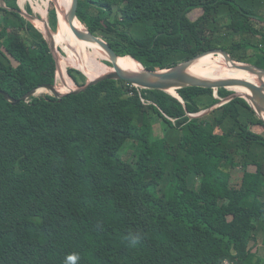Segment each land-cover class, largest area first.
Returning <instances> with one entry per match:
<instances>
[{
    "label": "trees",
    "instance_id": "16d2710c",
    "mask_svg": "<svg viewBox=\"0 0 264 264\" xmlns=\"http://www.w3.org/2000/svg\"><path fill=\"white\" fill-rule=\"evenodd\" d=\"M17 1L0 5V89L15 99L56 73ZM78 16L132 68L218 47L264 68V0H79ZM47 19L55 30L54 5ZM58 74L64 90L68 74L86 80L72 67ZM231 92L186 86L181 101L104 79L61 98L0 93V264H246L264 234V121L244 97L222 102Z\"/></svg>",
    "mask_w": 264,
    "mask_h": 264
},
{
    "label": "water",
    "instance_id": "95a60500",
    "mask_svg": "<svg viewBox=\"0 0 264 264\" xmlns=\"http://www.w3.org/2000/svg\"><path fill=\"white\" fill-rule=\"evenodd\" d=\"M55 3V9L57 12V28L59 24V14L62 13L64 15L65 21L68 23V26L70 27V31L72 32L73 36L77 40H84L85 42L101 45L106 53L108 61L112 67V70L106 73H103L98 76L89 75L86 71L82 70L81 68L75 66L76 69H78L86 78L85 82L81 85H77L76 88L70 89L68 91H63V93H59L57 89H55V83H46L42 84L34 89L29 90L27 93L22 95L19 99H15L12 96H10L7 92L0 89V93L9 101L12 103H16L20 100H25L26 98L36 95V91L39 88H44L47 90L48 94H52L55 97L61 98L67 94L70 93H78L81 91L86 90L89 86L96 84L97 82L104 80V79H115V80H123L127 83L139 87V88H145V89H159L163 91H167L171 93V90L175 93H171L172 95L179 98L181 101L179 94L177 93V89L186 87V86H199V87H209L212 88L214 91H216L219 88H226L231 90L233 86H244L250 90V94L248 95H241L236 93L235 91H232L227 97L222 99V102H226L236 96L244 97L251 105V107L255 110L257 113L258 110L264 109V68L256 66L251 63L246 62H237L235 61L228 51L222 48H212L203 52H200L196 54L195 56L188 58L186 60L180 61L176 63L175 65L171 67L166 68H159V69H147L143 67L137 60V62L141 65L140 69L136 70H126L118 67L115 63V58H117L119 55H117L114 48L107 42L105 39L101 38L100 36L94 35L90 31L86 29V35L81 36L79 35L77 31L76 22H80L79 20V0H73V6L71 9V12L68 14L64 12L62 7L54 0ZM1 6H6L4 0H0ZM17 11L24 16L26 19H28L30 22L34 24L35 19L37 18L33 13H30L24 9H22L20 6L17 9ZM46 26L43 30V36L47 41V44L49 46V49L51 50L53 57L55 59L56 64V71L59 69V49L53 41V35H52V29L49 26V23L47 19L45 20ZM48 36V38L45 37V34ZM75 40V39H74ZM73 46L75 48V52H78V46L79 43L75 40V43H73ZM222 52L225 55H227L233 64L237 66V68L241 71L248 72L250 74H254L256 76L255 80L250 79H241V78H229V79H204L200 76L193 75L187 71V68L191 64L192 61H194L196 58L203 56L208 53H219ZM131 57V56H130ZM135 60V59H134ZM254 104V105H253ZM211 109V108H209ZM209 109L204 110L201 113L197 114H190L191 116H197L200 114H203L207 112ZM258 115V114H257ZM260 119L264 121V119L258 115Z\"/></svg>",
    "mask_w": 264,
    "mask_h": 264
},
{
    "label": "bare ground",
    "instance_id": "6f19581e",
    "mask_svg": "<svg viewBox=\"0 0 264 264\" xmlns=\"http://www.w3.org/2000/svg\"><path fill=\"white\" fill-rule=\"evenodd\" d=\"M19 1L22 2V0H19ZM56 2L62 7L64 12L68 14L71 12L72 7L68 0H57ZM38 9L40 10L41 16L39 17L37 16V18L35 19V24L39 29L43 31L46 26L45 20L47 19V17H46L44 8H41L40 6H38ZM76 26H77V31L79 35L85 36L87 32L79 28L77 22H76ZM60 36H63L65 40L70 45H72L74 52H75V48L73 46V43H75V40H76L77 43H79L78 52L77 53L75 52L76 58L81 59L80 54H79V49L81 50V47H83L86 53L87 62L84 63L83 61H79L77 59L74 60L72 55H70V52H69V57L67 58L62 57L59 59L58 71H61V68L67 69V66L70 64H74L75 66L86 71L89 75H94V76H98V75H101L103 73H106L112 70V68L99 66L97 63L96 55H101L105 57L107 56L105 49L101 45L88 43V42H85L84 40H77L73 36L72 32L70 31V27L68 26V23L65 21L64 15L62 13L59 14V24H58L57 31L53 33V41L55 44H58V39ZM90 49L92 50L90 51ZM214 54L215 55H211V56L203 55V56L196 58L194 61L191 62V64L187 68V71L193 75L200 76L204 79H209V80L229 79V78H241V79H250V80L256 79V76L254 74H250L248 72L239 70L237 66L232 63L229 57L224 56L220 53L218 54L214 53ZM115 63L118 67L122 69H126V70L139 69V68H132V67L125 65L124 63L120 61L118 57L115 58ZM233 88L236 93L241 94V95H248L251 93L250 90L244 86H234ZM43 89L44 88H40L39 91ZM171 93H175V92L171 90ZM257 114L264 119V109L261 111L258 110Z\"/></svg>",
    "mask_w": 264,
    "mask_h": 264
},
{
    "label": "rangeland",
    "instance_id": "374dc122",
    "mask_svg": "<svg viewBox=\"0 0 264 264\" xmlns=\"http://www.w3.org/2000/svg\"><path fill=\"white\" fill-rule=\"evenodd\" d=\"M23 1L26 2L25 4H28L29 6H31V9L33 10V13L36 16H38V17L41 16V13H40V10L38 9V6H40L41 8L45 9L46 17H47V14H48L49 7H51L52 5L55 6L54 0H22V2ZM55 1H57V0H55ZM21 5H24V2ZM200 12L201 11L199 9H195L194 11L190 12L188 15H189L190 18L194 19L198 14H200ZM56 31H57V28L51 32L52 35ZM44 35H45L46 38H48L46 33ZM65 43H66V40H65V38L63 36L59 37L58 44L53 43L59 49V52H60L59 59L62 58V57H65V58L69 57V52L70 51L67 49V46L65 45ZM260 43H261V47L264 49V41H261ZM91 50L92 49H90V51ZM24 52H25V47L24 46H22V48L18 47L17 49H15V54L16 55H22V53H24ZM81 54H82V57H83V62L86 63L87 62L86 53H85V50H84L83 47H81ZM216 54H218V53H216ZM70 55H72L71 52H70ZM213 55H215V54H213ZM208 56H211V55H208ZM72 57L75 60L73 55H72ZM96 57H97V63H98L99 66L112 68L110 63H109V61H108L107 56L105 57V56H101V55H96ZM70 67L76 69L74 64L68 65L67 69L70 68ZM76 70H78V69H76ZM56 75H59L58 72H56ZM57 78H58V76L56 77V83L55 84L61 86V84H59V82H60L59 78L58 79ZM70 79L72 80V78H70ZM73 84H74V82H73ZM233 87L231 88V90L235 91ZM39 89L36 91V93H35L36 95L43 94V93H48L47 90H45V89H43L41 91H39ZM61 91H64L62 86H61ZM61 91H58V92L59 93H63ZM164 125H165L164 122L158 119L154 123V135H156V136L160 135L161 136L164 133V128H165ZM248 128L251 129L252 131H255V132L263 131V127L260 126V125H257V124H249ZM182 145L184 147H186L187 149L190 148V145L187 142L183 143ZM132 149H133V145H128L124 149V151L122 152V157L124 159L128 158L130 153H131V151H132ZM248 168L254 170V166H252V165L249 166ZM251 249H252V252H253L254 255L253 256L251 255L248 258L246 264H264V234L262 236L260 235V236H258L256 238V242L254 243V245L252 246Z\"/></svg>",
    "mask_w": 264,
    "mask_h": 264
},
{
    "label": "built area",
    "instance_id": "2783aa9c",
    "mask_svg": "<svg viewBox=\"0 0 264 264\" xmlns=\"http://www.w3.org/2000/svg\"><path fill=\"white\" fill-rule=\"evenodd\" d=\"M56 72H58V71H56ZM68 73V72H67ZM58 75H56V73H55V81H54V83H56V77H57ZM68 76L70 77V78H72L69 74H68ZM58 79V78H57ZM73 80V79H72ZM72 82H74V80L72 81ZM76 86H77V83H75L74 82V88H76ZM55 87H56V84H55ZM74 88H71V89H74ZM59 91V90H58ZM66 91H68V90H66ZM62 92V91H61Z\"/></svg>",
    "mask_w": 264,
    "mask_h": 264
},
{
    "label": "crops",
    "instance_id": "0c3cea01",
    "mask_svg": "<svg viewBox=\"0 0 264 264\" xmlns=\"http://www.w3.org/2000/svg\"><path fill=\"white\" fill-rule=\"evenodd\" d=\"M24 2V5H21L22 3ZM23 2H20L19 0L17 1V3H18V6H20V7H22V6H26L27 4H25L26 2L25 1H23ZM30 9H31V6H30ZM31 13H33V10L31 9ZM34 14V13H33ZM35 15V14H34ZM36 16V15H35ZM37 17V16H36ZM34 24H35V21H34ZM36 25V24H35Z\"/></svg>",
    "mask_w": 264,
    "mask_h": 264
},
{
    "label": "clouds",
    "instance_id": "9594fccd",
    "mask_svg": "<svg viewBox=\"0 0 264 264\" xmlns=\"http://www.w3.org/2000/svg\"><path fill=\"white\" fill-rule=\"evenodd\" d=\"M27 5H28V4H27ZM21 8L24 9L25 6H22ZM24 10H26V8H25ZM26 11H27V10H26ZM28 12H29V11H28ZM31 12H32V11H31ZM31 12H30V13H31ZM47 21H48V19H47ZM34 25H35V24H34ZM35 26H36V25H35ZM36 27H37V26H36ZM37 28H38V27H37ZM38 29H39V28H38ZM39 30L42 31L41 29H39ZM52 31H53V30H52ZM42 32H43V31H42ZM42 34H43V33H42Z\"/></svg>",
    "mask_w": 264,
    "mask_h": 264
}]
</instances>
